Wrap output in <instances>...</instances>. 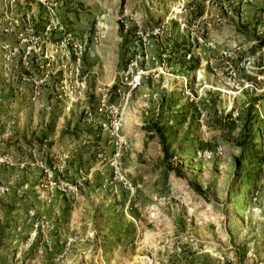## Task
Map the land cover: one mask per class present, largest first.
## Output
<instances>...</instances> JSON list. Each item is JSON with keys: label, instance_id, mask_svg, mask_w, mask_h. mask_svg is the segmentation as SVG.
<instances>
[{"label": "rangeland", "instance_id": "374dc122", "mask_svg": "<svg viewBox=\"0 0 264 264\" xmlns=\"http://www.w3.org/2000/svg\"><path fill=\"white\" fill-rule=\"evenodd\" d=\"M0 264H264V0H0Z\"/></svg>", "mask_w": 264, "mask_h": 264}]
</instances>
